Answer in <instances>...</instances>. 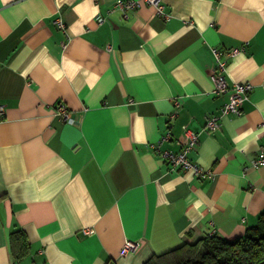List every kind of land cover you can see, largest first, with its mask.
Returning a JSON list of instances; mask_svg holds the SVG:
<instances>
[{
    "label": "crops",
    "instance_id": "obj_1",
    "mask_svg": "<svg viewBox=\"0 0 264 264\" xmlns=\"http://www.w3.org/2000/svg\"><path fill=\"white\" fill-rule=\"evenodd\" d=\"M114 1L0 0V264H143L206 234L233 240L264 212V164L251 165L264 150V0H162L167 19ZM213 46L228 81L252 88L208 131L228 96L212 92ZM185 128L199 132L187 157L210 175L170 169L151 146L168 132L160 146L178 150ZM125 239L138 242L128 254Z\"/></svg>",
    "mask_w": 264,
    "mask_h": 264
},
{
    "label": "built area",
    "instance_id": "obj_2",
    "mask_svg": "<svg viewBox=\"0 0 264 264\" xmlns=\"http://www.w3.org/2000/svg\"><path fill=\"white\" fill-rule=\"evenodd\" d=\"M141 3H146L152 6L155 12L160 15L163 19L169 18V14L166 12L164 8V4L162 0H115L110 9H119L123 13L138 7ZM96 15L95 19L98 22L103 20V17L98 14V11L94 9ZM57 24L63 27V23L60 18H57ZM242 49L240 47H231L228 48L226 54L232 59L237 53L241 52ZM211 52L213 54L215 64L211 69V78L213 81L212 92L215 94L219 93H228L227 99L220 105L217 112L211 114L205 121L204 128L208 131H212L217 129L221 124V119L223 116L227 114H237L240 111L241 104L249 98V93L252 88V84L249 81H228L227 79V71L228 66L227 62L223 60L222 54L223 51L218 47H211ZM132 101L129 98V101ZM177 101L175 100V105H177ZM56 111L60 117L68 122H73L74 118L70 115L69 110L65 106L64 103L58 102L56 103ZM3 113V105L0 104V116ZM175 115V111L170 113L169 117H173ZM186 140L184 141L182 147L178 150H170L166 148H162L160 146L161 142L166 140L169 137V133H163L160 135L159 140L156 143H152V147L158 152L160 157L164 159L170 169H187L191 170L197 174H208V171H204L201 167L197 165V163L191 161L187 157V153L192 149V147L197 143L198 139V131L193 129L185 128ZM260 164H264V150L261 149L255 157L251 160L252 166H257ZM85 233L89 232V229H83ZM212 234V233H210ZM137 241L131 239H125L120 252L122 254H128L132 252L136 246Z\"/></svg>",
    "mask_w": 264,
    "mask_h": 264
},
{
    "label": "trees",
    "instance_id": "obj_3",
    "mask_svg": "<svg viewBox=\"0 0 264 264\" xmlns=\"http://www.w3.org/2000/svg\"><path fill=\"white\" fill-rule=\"evenodd\" d=\"M9 239L15 256H24L27 241L23 232L14 229ZM143 264H264V212L256 225L233 240L206 234L161 253H153Z\"/></svg>",
    "mask_w": 264,
    "mask_h": 264
}]
</instances>
